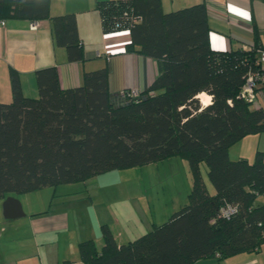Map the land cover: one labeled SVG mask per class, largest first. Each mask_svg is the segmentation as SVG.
Returning <instances> with one entry per match:
<instances>
[{
	"label": "trees",
	"instance_id": "16d2710c",
	"mask_svg": "<svg viewBox=\"0 0 264 264\" xmlns=\"http://www.w3.org/2000/svg\"><path fill=\"white\" fill-rule=\"evenodd\" d=\"M49 4L0 0V20L47 18L54 44L68 61H82L74 13L50 15ZM96 8L102 31L127 30L125 50L154 58L156 76L134 95L112 93L105 65L70 87L60 86L50 65L35 70L31 96L11 68V99L0 101V199L177 155L190 173L186 202L125 242L102 224L99 248L93 239L78 242L83 264H194L257 251L264 243V151L232 159L228 148L264 132V105L238 95L249 72L264 70L261 47L214 49L204 2L164 11L161 0H98ZM201 92L210 95L206 105ZM229 206L234 210L223 213Z\"/></svg>",
	"mask_w": 264,
	"mask_h": 264
},
{
	"label": "crops",
	"instance_id": "0c3cea01",
	"mask_svg": "<svg viewBox=\"0 0 264 264\" xmlns=\"http://www.w3.org/2000/svg\"><path fill=\"white\" fill-rule=\"evenodd\" d=\"M97 1L50 0V15L74 13L84 49L82 61H68L65 49L54 44L49 19L9 18L3 23L0 20V101L11 99V68L18 72L22 92L31 96L37 95L35 70L50 65L56 67L61 87L77 85L84 71L104 65L112 93L125 88L138 92L149 85L158 72L156 60L125 50L129 40L127 30L104 33ZM196 2L207 6L209 42L214 49L254 45L264 48V0H161V5L164 11H169ZM258 150L264 151V132L243 136L228 148V155L232 159L253 160ZM137 217V220L94 217L90 227L76 231L70 228V221L63 213L31 211L7 219L2 214L1 202L0 264H83L78 242L93 239L99 248L103 243L102 224H107L117 243H121L157 223L147 214ZM194 264H264V243L257 251L240 252L223 259L204 257Z\"/></svg>",
	"mask_w": 264,
	"mask_h": 264
},
{
	"label": "rangeland",
	"instance_id": "374dc122",
	"mask_svg": "<svg viewBox=\"0 0 264 264\" xmlns=\"http://www.w3.org/2000/svg\"><path fill=\"white\" fill-rule=\"evenodd\" d=\"M198 96L203 104L204 93ZM259 105H264V88L257 91L252 102L254 107ZM199 168L207 189L213 191L205 162H201ZM189 185L186 159L173 155L141 165L108 170L78 181L9 195L20 201L24 213H63L70 221V228L80 231L90 227L94 217L137 220V215L147 214L160 223L186 202ZM260 198L259 202L264 201Z\"/></svg>",
	"mask_w": 264,
	"mask_h": 264
},
{
	"label": "built area",
	"instance_id": "2783aa9c",
	"mask_svg": "<svg viewBox=\"0 0 264 264\" xmlns=\"http://www.w3.org/2000/svg\"><path fill=\"white\" fill-rule=\"evenodd\" d=\"M1 23L3 21L1 20ZM37 23L34 22L33 26ZM260 58L264 59V49H259ZM260 84H264V70L256 71V72H249L242 87L239 92V96L248 102H253L256 99L257 91L255 90L256 87ZM133 95L136 93L135 91L131 92ZM234 207H227L224 209L223 213H228L233 211Z\"/></svg>",
	"mask_w": 264,
	"mask_h": 264
},
{
	"label": "water",
	"instance_id": "95a60500",
	"mask_svg": "<svg viewBox=\"0 0 264 264\" xmlns=\"http://www.w3.org/2000/svg\"><path fill=\"white\" fill-rule=\"evenodd\" d=\"M2 214L7 219H12L24 215L20 201L12 195H7L2 201Z\"/></svg>",
	"mask_w": 264,
	"mask_h": 264
},
{
	"label": "bare ground",
	"instance_id": "6f19581e",
	"mask_svg": "<svg viewBox=\"0 0 264 264\" xmlns=\"http://www.w3.org/2000/svg\"><path fill=\"white\" fill-rule=\"evenodd\" d=\"M205 95V94H204ZM209 100H210V97L208 96V95H205L204 97H203V104H208L209 103Z\"/></svg>",
	"mask_w": 264,
	"mask_h": 264
}]
</instances>
